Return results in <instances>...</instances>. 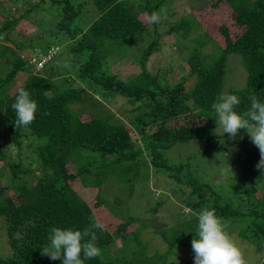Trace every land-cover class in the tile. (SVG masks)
Returning <instances> with one entry per match:
<instances>
[{
  "label": "trees",
  "instance_id": "16d2710c",
  "mask_svg": "<svg viewBox=\"0 0 264 264\" xmlns=\"http://www.w3.org/2000/svg\"><path fill=\"white\" fill-rule=\"evenodd\" d=\"M31 1L34 4L12 0L11 4L21 2L18 17L6 7L0 9V39L12 42L17 22L30 14L32 4H39L46 7L43 10L49 6L58 10L57 29L70 41L66 55L47 67L60 51L55 44L53 58L40 70L22 50L45 52L54 43L40 47L21 40L15 47L0 43V134L14 146L6 151L0 140V177L8 176L0 184V216L12 249L9 256L0 257V264H61L41 254L49 245L50 230H83L94 222L102 225V230L95 229L101 255L84 264H172L181 250L191 249L197 231L191 212L203 208L215 209L230 233L264 255V187L259 188L254 179L242 185L234 174L224 180H204L190 169L189 160L178 164L166 156L168 149L192 140L216 151L230 146L246 149L250 146L241 143L252 144L243 129L237 138L226 139L211 105L223 92L240 98L238 112L250 107L252 95L264 102V0L212 3L220 21L218 13L231 9L227 16L230 22L233 18L231 27H236L230 37V23L219 26L225 36L223 45L211 33L189 44L184 41L200 27L197 13H181L178 2L185 0H91L99 14L86 28L70 26L79 13L71 0ZM153 12L161 15L159 23L151 22ZM144 33L146 39L141 38L146 43L140 47L134 42ZM167 35L173 43L182 42L184 60L173 61L160 49ZM132 46L136 51L130 55L140 69L133 73L118 69L113 57L128 58ZM229 54L240 56L246 71L243 87H225ZM153 56L158 60L152 61ZM2 63L9 66L5 74ZM19 72L30 76L12 93L8 89ZM191 78L192 88H187ZM20 87L38 103L35 119L27 127L15 126L11 107ZM87 93L93 95L95 107L79 111L74 106ZM116 102L118 115L113 113ZM121 103L142 112L127 115ZM133 130L141 132L138 142L132 140ZM202 152L203 148H197L194 157ZM243 153L246 156L247 151ZM209 160L205 156L198 162ZM151 171L161 176L162 191L175 196L168 206L167 199L156 201L150 210L155 213L165 204L168 222L160 228L136 214L124 220L114 217L102 189L125 187L128 198L135 201L137 181ZM246 172L251 176L255 171ZM149 191L153 193V187ZM181 203L190 208L188 215Z\"/></svg>",
  "mask_w": 264,
  "mask_h": 264
},
{
  "label": "rangeland",
  "instance_id": "374dc122",
  "mask_svg": "<svg viewBox=\"0 0 264 264\" xmlns=\"http://www.w3.org/2000/svg\"><path fill=\"white\" fill-rule=\"evenodd\" d=\"M217 0H185L184 3L178 2V6L181 13L185 12H193L197 13L198 16V22H200V27L198 29L194 30L195 33L192 34L189 33L184 41L189 44L192 41H197L204 37V35L212 34L214 35V39L219 44L224 43L225 36L220 32L219 26L229 24L227 27V31L229 33V36L232 35V29L236 28L231 27V23H233V18H231L230 22V16H227V12L231 13V9L227 10L223 13H218V16H220L221 21L217 19V8L211 7L212 3H217ZM73 5L75 7H78L79 13L78 17L75 18V22L70 25L78 26L80 28H86L88 27L89 23H91L99 14V11L97 7L94 5V3L91 0H71ZM222 2V1H220ZM12 0H0V9L3 10L8 9L12 12L13 16L18 17L19 12H21V2L18 4H11ZM30 3H33L31 0H27V4L30 5ZM25 4L26 7H29V5ZM34 4V3H33ZM32 4V10L29 11V15H26L25 17L21 18L20 21L17 22L16 27L14 28L13 35V41H5L0 39L1 42H5L11 47H15L14 43L18 41H22L24 43H27L29 46H35L40 47L45 45L46 43L52 42L54 44H57L60 46V51L55 56V59L47 65V67H52L51 65H54V61H56L58 58H63L66 55L67 47L69 44V37L67 34L64 33V31L57 29V23L59 21V17L57 15L58 10H56L53 6H49L48 10H43V8H46L45 6L39 7V4L33 5ZM221 3L218 7H220ZM19 8V9H18ZM228 18V19H227ZM147 18L145 17L146 21ZM226 21V22H225ZM3 21H0V26L2 25ZM218 28L217 35L214 33L216 32ZM215 31V32H214ZM164 31L160 30L161 38ZM146 34H142L140 38L136 39L134 43L138 44L140 47L144 46L146 41ZM153 36V35H152ZM144 37V38H141ZM163 40V39H162ZM173 39L171 37H168V35L165 37V40L162 42L160 49L162 51H165L166 53L170 54L168 56L169 59H172L173 61H176L182 57L186 58V53L184 52V49L181 48L182 42L177 43L174 40V43L172 42ZM161 41H159L158 46L160 45ZM135 48L133 46L127 51L129 56L128 58H124L119 60L115 54L114 61L115 63L120 66L118 69H126L128 72H136L139 69V66L137 63L133 62V58L131 57V53L135 52ZM159 53V51L157 52ZM21 54L25 57H32L33 53L30 50V47H27L22 50ZM137 54V52H136ZM158 55V54H157ZM158 56H153L151 58L152 61L154 59H157ZM227 68L230 70L227 72L226 76V83L225 87H243L245 85L246 81V71L242 67V64H240V56L235 54H229L227 57ZM118 60L121 61V63H118ZM158 60V59H157ZM62 62V61H61ZM4 64L3 74L7 73L9 70V66ZM115 65V67H118ZM148 69L151 70V65H147ZM56 68V67H55ZM125 72V71H122ZM30 76L28 72H19L15 79H13L12 86L8 89L10 92H14L15 89L20 86L25 79H27ZM194 78H191L190 81L187 82L186 87L192 88V80ZM119 101V96H118ZM102 101V100H101ZM104 101V100H103ZM92 102L93 95L90 93H87L84 95L83 102L77 106L75 104V108H77L79 111H88V109L92 110L95 106H93ZM116 107L113 108V113L118 115V109L120 108V104L118 105V102ZM120 103V102H119ZM122 109L124 110V113L130 116H135L137 114H140L142 110H134L127 107L126 104L121 103ZM106 107V106H105ZM107 109V107L105 108ZM131 110V111H130ZM141 132H138L137 130H133L131 133L132 140L134 142H138ZM229 139V138H226ZM0 140L2 141V144L6 151L9 150V152L14 150V146L11 144H8L6 142V137L4 134H0ZM241 145L250 146L249 148L245 147H239V149L234 150L231 149V146L228 149L223 150H214L212 147L210 148L205 143L201 141H189L187 144H177L174 147L167 150L166 156L174 162H185L187 160L190 161V169L197 174L202 179L206 180H224L227 178V176L233 175L234 177L237 176V178H240V182L243 184H247L248 181H251L254 179V183L257 184L260 188V186L264 187V173L261 172L260 169L256 168V164L259 162L260 154L259 149L252 143V144H246L241 143ZM197 148H203V152L205 156L208 158H211V160L207 161L206 163H199L198 161H202L204 155L200 154L197 157H194L195 152L197 151ZM247 151L246 156L243 152ZM258 155V156H256ZM1 166V163H0ZM0 167V171H1ZM249 169H253L254 174L251 176H248L247 172ZM228 170L229 173H227ZM240 172H242L240 174ZM251 174V172H250ZM254 176V177H253ZM8 176L6 174H3V176L0 177V184L7 182ZM161 176L158 175L156 172L151 171L149 172V175L147 177H144L143 179H140L137 181V186L135 189V201L132 198H128L127 196V189L119 188V187H105L102 189V195L106 198V207L108 206L109 212L114 216L118 217L121 220H124L128 218L129 215H139L142 220L150 224V226L153 227H162L163 222L167 218V213L164 210L165 204L160 206L155 213H153L151 210V207L155 204L156 201H163L167 199V206L175 201V196L172 195L171 192H163L162 191V184H161ZM153 187V193L150 192V188ZM7 191L10 193L12 191L11 187L7 189ZM11 194V193H10ZM171 195V196H169ZM182 204V203H181ZM184 209H182L183 213L189 214L191 210L187 207L185 204H182ZM130 212H133L132 214ZM135 212V213H134ZM168 222V220H166ZM113 224V223H109ZM114 225V224H113ZM233 236H235L241 243L244 244L246 248V255L249 261V264H264V255L260 254V252L255 251L253 247L248 245L246 242H244L242 239H240L238 236H236L235 233H230ZM159 246H162V242H158ZM12 253V249L10 245L7 242V237L5 234V219L3 216H0V257H6L9 256ZM254 255V256H253ZM176 261H178V264H194L193 262V252L191 249H184L179 252V255L176 257V259L173 261L172 264H176Z\"/></svg>",
  "mask_w": 264,
  "mask_h": 264
},
{
  "label": "clouds",
  "instance_id": "9594fccd",
  "mask_svg": "<svg viewBox=\"0 0 264 264\" xmlns=\"http://www.w3.org/2000/svg\"><path fill=\"white\" fill-rule=\"evenodd\" d=\"M160 20L159 13L151 14L152 23H159ZM250 100V107L238 112L236 109L241 102L240 98L236 94L223 92L211 107L223 134H227L229 139L237 138L241 129L248 134L251 143L259 149L260 159L256 168L264 173V102L255 95ZM11 107L15 113V126L27 127L35 119L38 103L31 98L28 90L20 87ZM191 215L197 219L196 237L191 240L194 264H249L244 244L230 234L228 225L216 215L215 209L203 208L191 212ZM95 229L102 230V225L94 222L83 230L53 227L48 237L49 245L41 254L50 260H60L61 264H84L85 260L101 255Z\"/></svg>",
  "mask_w": 264,
  "mask_h": 264
},
{
  "label": "built area",
  "instance_id": "2783aa9c",
  "mask_svg": "<svg viewBox=\"0 0 264 264\" xmlns=\"http://www.w3.org/2000/svg\"><path fill=\"white\" fill-rule=\"evenodd\" d=\"M58 46L54 45L49 47L45 52L35 51L33 56L30 58L31 64H33L36 70H40L44 65L53 58V55L57 51Z\"/></svg>",
  "mask_w": 264,
  "mask_h": 264
}]
</instances>
